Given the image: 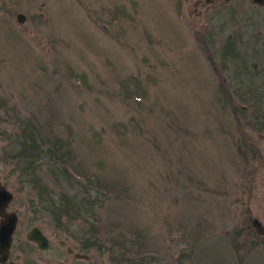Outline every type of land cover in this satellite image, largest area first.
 Returning a JSON list of instances; mask_svg holds the SVG:
<instances>
[{
	"label": "rangeland",
	"instance_id": "rangeland-1",
	"mask_svg": "<svg viewBox=\"0 0 264 264\" xmlns=\"http://www.w3.org/2000/svg\"><path fill=\"white\" fill-rule=\"evenodd\" d=\"M0 179L7 264H264V4L0 0Z\"/></svg>",
	"mask_w": 264,
	"mask_h": 264
},
{
	"label": "water",
	"instance_id": "water-1",
	"mask_svg": "<svg viewBox=\"0 0 264 264\" xmlns=\"http://www.w3.org/2000/svg\"><path fill=\"white\" fill-rule=\"evenodd\" d=\"M257 4H264V0H252ZM25 15L21 12L17 13L18 21H23ZM13 198V193L2 183L0 179V263L7 264L10 248L13 240V232L18 222V214L13 210H7L10 201ZM252 224L259 233H264V227L258 218L252 219ZM27 239L34 241L40 248H46L49 245V239L43 230L33 225L27 233ZM77 257L87 258L84 253L77 252ZM100 264V263H96Z\"/></svg>",
	"mask_w": 264,
	"mask_h": 264
},
{
	"label": "trees",
	"instance_id": "trees-1",
	"mask_svg": "<svg viewBox=\"0 0 264 264\" xmlns=\"http://www.w3.org/2000/svg\"><path fill=\"white\" fill-rule=\"evenodd\" d=\"M228 44H230V43H228ZM38 141L39 140L37 139L36 135H34L33 133H32V136H31V140H28V139H25L23 141L20 140L21 145L19 147L20 148L19 150L21 151V154L17 151L18 152L17 155H19V156L15 155V157H12L13 161L19 162V160H20L19 157L21 155H23L24 158H26L27 162H26L25 165H20V166H24L26 168H29V167L33 168L34 166L30 165V163L32 162V160H34L35 156L38 155V157H39V155L41 153V148H40V146L38 144ZM245 142L248 143L247 141H245ZM54 145H52L53 147L50 146V147H52V149L51 148H49V149L54 154H56L57 156H60V157L63 156L64 153L61 152L58 149V147H56ZM248 145H249V147H251L250 142L248 143ZM17 152H15V153H17ZM20 169H21V171H24L23 168H20ZM64 198H65L64 203L61 206L58 205V207H56L55 210H54L55 219H56L57 223H59V224H64V222L61 220V218L64 215H67V216L70 215L71 216L73 214L70 211H71L72 208H74V205H76V203L72 202L74 200H71L67 196L64 197ZM52 212H53V210H52ZM90 242H94V241H92V239H89L87 241V244L90 243Z\"/></svg>",
	"mask_w": 264,
	"mask_h": 264
},
{
	"label": "flooded vegetation",
	"instance_id": "flooded-vegetation-1",
	"mask_svg": "<svg viewBox=\"0 0 264 264\" xmlns=\"http://www.w3.org/2000/svg\"><path fill=\"white\" fill-rule=\"evenodd\" d=\"M252 150H253V152L257 151V145H256L255 143H253ZM255 218H256V217H255ZM251 224H252V221H251ZM252 225H253V224H252ZM32 226H33V225H32ZM253 227H254V229H255V231H256V233H257L258 235H260V236L263 235V236H264V233H259V232L257 231V229L255 228V226H253ZM30 228H31V227H30ZM28 231H29V230H28ZM28 231H27V233H28ZM27 233H26V237H27ZM30 241H32V240H30ZM32 242H34V241H32ZM34 243H35V242H34ZM49 244H50V242H49ZM36 245H37V244H36ZM59 245H60L61 247H65L67 253H68V254H72L76 260H77V258H79V257H77V252L84 253V252H81V251H77V243H76L74 246H70V245H65V243H64L62 240H60ZM37 246H38V245H37ZM48 247H49V245H48L46 248H41V249H47ZM38 248H40V247L38 246ZM84 254L87 255V258H79V259L89 260V255H88L87 253H84ZM96 263H100V262H95L94 264H96ZM100 264H101V263H100Z\"/></svg>",
	"mask_w": 264,
	"mask_h": 264
}]
</instances>
